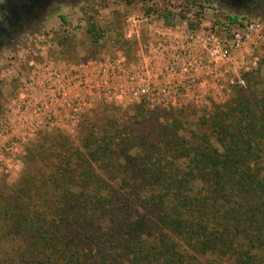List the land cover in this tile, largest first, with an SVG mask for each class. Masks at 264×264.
Returning a JSON list of instances; mask_svg holds the SVG:
<instances>
[{"label": "trees", "instance_id": "16d2710c", "mask_svg": "<svg viewBox=\"0 0 264 264\" xmlns=\"http://www.w3.org/2000/svg\"><path fill=\"white\" fill-rule=\"evenodd\" d=\"M117 44L133 61L137 43ZM135 109L136 125L84 119L81 150L50 136L0 179V264H264V97L238 89L193 128Z\"/></svg>", "mask_w": 264, "mask_h": 264}, {"label": "built area", "instance_id": "2783aa9c", "mask_svg": "<svg viewBox=\"0 0 264 264\" xmlns=\"http://www.w3.org/2000/svg\"><path fill=\"white\" fill-rule=\"evenodd\" d=\"M163 13L174 19L165 22ZM228 16L232 15L208 0L147 1L140 15L124 20L128 38L138 40L145 33L146 43L135 62L117 51L95 66L53 68L54 63H46L48 85L43 92L36 89L38 78L28 81L29 89H20L0 117V175L20 169V157H13L12 166L6 164L20 145V131L49 128L59 117L74 126L96 98L143 103L151 111H177L208 87L216 92L245 88V76L259 68L263 27L240 17L232 22ZM21 86L26 87L22 81Z\"/></svg>", "mask_w": 264, "mask_h": 264}, {"label": "rangeland", "instance_id": "374dc122", "mask_svg": "<svg viewBox=\"0 0 264 264\" xmlns=\"http://www.w3.org/2000/svg\"><path fill=\"white\" fill-rule=\"evenodd\" d=\"M147 1L151 0H137L130 4L125 0H81L73 5L48 7L34 24L0 49V117L7 113L8 107L11 106V102L20 89H29L26 86L30 83L28 81L33 82L34 78H38L36 89L43 92L48 85L46 71L48 62L54 63L56 67L53 68H58L62 64L78 67L81 64L91 63L95 66L97 62L114 55L119 50L118 41L137 43V48L133 49V61H131L135 62L140 49L146 43L145 33L142 32L138 40L128 38L124 20L130 15H140L145 10ZM211 13V11L208 12L207 17H210ZM162 16L167 23L174 19L165 13ZM240 18L248 23H259L264 32V6L256 15ZM90 22L95 23L103 33L98 42H93L86 33ZM259 54V68L250 79L246 80V87L243 88L246 93L253 92L257 100L264 97V42ZM21 81L26 87L21 86ZM237 90L222 89L216 92L208 87V90L201 92L197 98L190 99L185 107L179 109L185 110L184 115L188 119L189 127L193 128L199 120L201 121V118L207 117L215 106L230 103L236 96ZM95 101L92 106L83 110L79 116L80 120L74 126L71 120L59 117L56 124L49 128L20 131L17 137L20 145L16 146L13 155L6 163L12 166L13 157H20V169L18 171L12 168L9 174L0 175V179L3 178L6 183L13 184L22 173L25 157H33L34 154L35 157H45L38 156V151L45 146L44 143L50 136L60 133L70 139L72 149L81 150L83 129L80 126L84 119L91 120L95 126H101L108 121L114 122L117 126L128 123L136 125L135 123L142 122V118L138 115L139 111L135 109L137 106H143L151 111L143 103L138 102L114 103L101 98H96ZM95 108L99 114L97 117H94ZM71 128L72 131H70Z\"/></svg>", "mask_w": 264, "mask_h": 264}, {"label": "flooded vegetation", "instance_id": "af4514ba", "mask_svg": "<svg viewBox=\"0 0 264 264\" xmlns=\"http://www.w3.org/2000/svg\"><path fill=\"white\" fill-rule=\"evenodd\" d=\"M232 16L249 17L264 6L263 0H209ZM77 0H0V49L7 46L41 17L51 5L67 6Z\"/></svg>", "mask_w": 264, "mask_h": 264}, {"label": "crops", "instance_id": "0c3cea01", "mask_svg": "<svg viewBox=\"0 0 264 264\" xmlns=\"http://www.w3.org/2000/svg\"><path fill=\"white\" fill-rule=\"evenodd\" d=\"M126 32V31H125Z\"/></svg>", "mask_w": 264, "mask_h": 264}]
</instances>
